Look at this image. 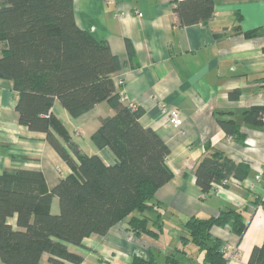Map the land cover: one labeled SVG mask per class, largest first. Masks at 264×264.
<instances>
[{
  "label": "crops",
  "instance_id": "1",
  "mask_svg": "<svg viewBox=\"0 0 264 264\" xmlns=\"http://www.w3.org/2000/svg\"><path fill=\"white\" fill-rule=\"evenodd\" d=\"M207 22L182 25L175 0H74L77 24L98 40L107 41L119 56L122 70L114 75L126 103L142 110L141 123L152 127L170 148L167 163L173 176L161 186L152 202L160 204L164 229L158 236L133 235L127 220L105 235L92 234L84 247L68 244L83 257L80 264H130L135 251L158 264L181 244L183 224L192 215L216 216L235 206L244 210L247 228L240 238L228 227L216 226L213 235L238 247L237 257L226 264H248L251 251L264 243V126L244 121L243 112L264 103V0H214ZM128 43L133 48L130 52ZM237 91L236 97L231 92ZM13 81L0 77V174L17 169L38 170L51 190L70 168L46 134L21 125ZM166 102L180 110L174 126L160 110ZM53 111L87 154H98L107 164L116 162L109 148H99L92 134L101 117L115 110L107 101L80 117H73L57 100ZM235 119L239 132L230 135L219 120ZM210 148V149H208ZM219 149L237 162L250 164L248 177L204 191L195 170L211 150ZM261 200V199H259ZM51 211L60 212L57 196ZM157 217L158 208L148 210ZM16 227V216L11 219ZM0 264H5L0 257ZM39 264H56L44 253ZM65 264H76L65 261ZM181 264H207L204 253L189 244Z\"/></svg>",
  "mask_w": 264,
  "mask_h": 264
},
{
  "label": "trees",
  "instance_id": "2",
  "mask_svg": "<svg viewBox=\"0 0 264 264\" xmlns=\"http://www.w3.org/2000/svg\"><path fill=\"white\" fill-rule=\"evenodd\" d=\"M214 3L176 0L174 8L180 23L190 25L207 22ZM128 47L133 53L130 43ZM122 67L107 41L77 24L74 0H0V77L13 81L20 124L45 133L70 168L51 190L38 170L0 174V257L5 264H39L44 253L56 264H80L83 257L68 244L84 247L86 237L105 235L124 220L133 235L158 236L163 231L161 205L152 200L173 176L167 163L170 148L154 128L141 123L142 110L122 100L114 80ZM57 100L75 118L104 101L114 108L113 115L101 117L91 136L97 147L115 155L114 164L81 148L53 111ZM263 113L264 103L252 106L243 112L244 121L264 126ZM219 123L230 135L239 132L235 119ZM249 172L250 164L215 149L199 162L196 183L207 192L232 178L242 181ZM54 196L59 213L51 211ZM256 201L263 203L264 197ZM155 208L158 214L152 218L147 211ZM15 216L16 227L11 222ZM216 226L228 227L241 238L247 228L244 210L230 206L216 216H190L167 264H181L189 244L203 251L206 263L226 264L225 242L213 235ZM130 264L158 263L135 251ZM248 264H264V243L253 247Z\"/></svg>",
  "mask_w": 264,
  "mask_h": 264
},
{
  "label": "built area",
  "instance_id": "3",
  "mask_svg": "<svg viewBox=\"0 0 264 264\" xmlns=\"http://www.w3.org/2000/svg\"><path fill=\"white\" fill-rule=\"evenodd\" d=\"M112 1V0H110ZM176 1V0H175ZM122 100L123 101H126V97L125 96H122ZM129 106L134 109V110H137V106L136 104H134L133 102L132 103H128ZM160 110L162 111V113L164 114H167L168 115V118H169V122L174 125V126H178L181 122V114H180V110L175 107V106H170L168 103L166 102H161L160 105ZM263 119H264V113L262 115ZM264 180V176L262 173H258L256 176H255V179H254V182L252 183L251 186H255V184L257 182H261ZM264 182V181H263ZM224 251L226 253V256L227 258L229 257H237L238 254H239V250H238V247L237 245L235 244H230V243H227L225 244L224 246ZM208 264V263H207Z\"/></svg>",
  "mask_w": 264,
  "mask_h": 264
}]
</instances>
